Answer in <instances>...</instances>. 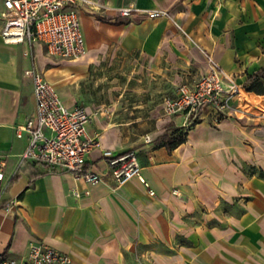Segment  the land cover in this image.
<instances>
[{
	"label": "crops",
	"instance_id": "1",
	"mask_svg": "<svg viewBox=\"0 0 264 264\" xmlns=\"http://www.w3.org/2000/svg\"><path fill=\"white\" fill-rule=\"evenodd\" d=\"M93 1L100 6L77 9L81 60L48 57L38 41L4 43L0 16V252L19 260L44 241L71 264H264V95L242 88L219 121L203 108L185 142L168 149L182 117H157L153 99L115 98L109 87L100 97L88 81V66L119 54L151 73L163 62L182 68L190 85L208 70L201 49L244 87L264 68V0ZM123 7L168 11L186 36L167 19L120 17ZM32 68L66 108L91 115L87 131L100 148L87 169L100 183L20 162L29 137L15 129L35 113L24 76ZM105 150L134 152L154 196L137 179L118 185Z\"/></svg>",
	"mask_w": 264,
	"mask_h": 264
},
{
	"label": "built area",
	"instance_id": "2",
	"mask_svg": "<svg viewBox=\"0 0 264 264\" xmlns=\"http://www.w3.org/2000/svg\"><path fill=\"white\" fill-rule=\"evenodd\" d=\"M93 0H3V20L1 37L6 44L28 41L41 43L46 53L53 58L77 60L86 54L77 9L98 7ZM132 14L148 19H167L186 36L172 15L164 10H137L131 7L118 9L120 17ZM208 70L190 85H180L177 94L161 103L164 117L180 116L181 129L187 130L200 120L203 108H212L217 120H221L231 109L232 101L239 95L241 87L232 75L223 71L204 50ZM31 80L35 101L34 115L23 125L16 127L15 135L23 133L29 137L28 145L20 157V162H34L52 172L71 174L76 180L90 185L101 182V174L87 169V161L92 151L100 144L89 136L87 128L91 115L82 107L68 109L59 99L44 76L35 69L24 71ZM150 143L149 137L145 138ZM112 176L118 185L137 179L150 196L154 192L142 175L135 153L130 151L113 156L110 151H102ZM4 180L3 164L0 166V182ZM86 195L88 193H85ZM178 195L177 190H173ZM75 198L80 195L74 194ZM0 264H71V259L44 241L31 242L27 253L17 260L0 252Z\"/></svg>",
	"mask_w": 264,
	"mask_h": 264
},
{
	"label": "rangeland",
	"instance_id": "3",
	"mask_svg": "<svg viewBox=\"0 0 264 264\" xmlns=\"http://www.w3.org/2000/svg\"><path fill=\"white\" fill-rule=\"evenodd\" d=\"M46 55L50 57L47 53ZM25 67L28 68L29 65L26 63ZM145 67L140 61H129L117 54L111 60H98L95 64L88 66V81L100 97L106 94L109 87L111 90L109 93L115 98L122 96V99L144 104L153 99L154 115L161 117L163 100L174 97L178 87L187 85L190 77L186 76L187 79H185L182 75L185 70L182 68L170 70L165 62L158 64L156 68L154 67L153 73L146 71ZM197 79L196 77L193 81ZM134 87L137 88L138 92L131 91Z\"/></svg>",
	"mask_w": 264,
	"mask_h": 264
},
{
	"label": "trees",
	"instance_id": "4",
	"mask_svg": "<svg viewBox=\"0 0 264 264\" xmlns=\"http://www.w3.org/2000/svg\"><path fill=\"white\" fill-rule=\"evenodd\" d=\"M263 81H264V68L259 72H257L255 75L248 77L247 82L245 84L246 91L249 93H255L256 95H264ZM187 130H183V129L173 130L172 134L169 137H167V139L163 142V145L168 149H173L181 145L182 143L185 142V135Z\"/></svg>",
	"mask_w": 264,
	"mask_h": 264
}]
</instances>
